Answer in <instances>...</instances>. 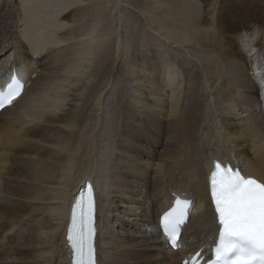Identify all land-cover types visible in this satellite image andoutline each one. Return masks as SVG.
Segmentation results:
<instances>
[{
    "label": "bare ground",
    "instance_id": "6f19581e",
    "mask_svg": "<svg viewBox=\"0 0 264 264\" xmlns=\"http://www.w3.org/2000/svg\"><path fill=\"white\" fill-rule=\"evenodd\" d=\"M142 1L0 0V84L14 71L24 82L0 112V264H70V207L87 180L98 264L204 262L218 236L214 162L264 182V20L248 52L222 0ZM177 195L194 206L173 251L159 219Z\"/></svg>",
    "mask_w": 264,
    "mask_h": 264
},
{
    "label": "snow or ice",
    "instance_id": "6c2138e0",
    "mask_svg": "<svg viewBox=\"0 0 264 264\" xmlns=\"http://www.w3.org/2000/svg\"><path fill=\"white\" fill-rule=\"evenodd\" d=\"M243 35L242 46L254 52L248 33ZM257 80L264 85V72ZM23 89L24 82L14 71L6 84H0V109L13 105ZM208 182L218 236L207 264H264V182L219 161L214 162ZM193 206V201L177 195L173 206L160 217L159 226L173 249L182 247V226ZM96 216L95 193L89 183L87 195L81 192L71 209L67 240L73 264H98ZM200 254H193L184 264H198Z\"/></svg>",
    "mask_w": 264,
    "mask_h": 264
},
{
    "label": "rangeland",
    "instance_id": "374dc122",
    "mask_svg": "<svg viewBox=\"0 0 264 264\" xmlns=\"http://www.w3.org/2000/svg\"><path fill=\"white\" fill-rule=\"evenodd\" d=\"M134 1L140 2L143 4L142 0H134ZM203 1L204 0H201L202 3ZM10 6H12V4ZM219 7L220 8L218 10L222 9L221 15L224 18H226L228 22H230V24L232 25L230 32H232L233 35L240 36L243 33L250 34L252 32V29L254 28L252 20H254L255 17L256 18L259 17L257 19L264 20V0H222ZM131 12H133L135 16H139L138 14H140L138 13V9H135L134 11H131ZM139 20L141 24L143 25L145 24L144 19L139 17ZM13 31L14 30H11V33H13ZM11 47H13V45ZM11 56L14 57L13 53H11ZM119 65H120L119 61H116L113 59L111 61V66L109 69L112 71L111 79L116 77V79H118L117 80L118 83L121 82V80L124 78L125 73H126V71L124 70L126 66L121 65V68H120ZM93 81L96 82L95 79Z\"/></svg>",
    "mask_w": 264,
    "mask_h": 264
}]
</instances>
